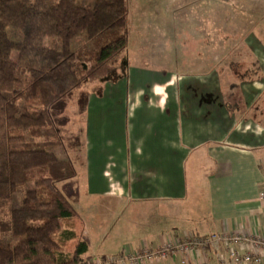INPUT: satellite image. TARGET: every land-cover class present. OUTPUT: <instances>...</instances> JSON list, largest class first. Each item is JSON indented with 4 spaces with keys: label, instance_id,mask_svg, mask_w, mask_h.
I'll use <instances>...</instances> for the list:
<instances>
[{
    "label": "crops",
    "instance_id": "1",
    "mask_svg": "<svg viewBox=\"0 0 264 264\" xmlns=\"http://www.w3.org/2000/svg\"><path fill=\"white\" fill-rule=\"evenodd\" d=\"M257 44L260 48L243 45V53L254 60L240 65L244 70L257 68L260 73L238 82L230 70V65L238 62L226 66L234 78L229 84H239L235 101L240 103L232 111L228 96H221L223 83L218 70L222 67L211 68L210 50L200 53L204 59L177 72L125 61L115 81L105 83L100 92L91 89L83 124V174L89 202L83 206L70 203L76 216L63 226L87 244L86 264L153 250L167 237L182 240L186 233L196 237L262 235L264 205L259 193L264 189V125L255 111L264 108V66L257 56L264 49ZM191 161L199 172L196 177L202 191L189 201L193 216L188 225H165L163 216H158L161 222L156 219L159 224L146 231L147 239L124 243L119 251L100 245L105 232L97 230L109 228V219L122 204L186 203L192 189L187 179ZM95 234L103 238L96 239ZM75 245L76 240L68 242L65 252L70 253ZM233 246L241 255L252 251L248 246ZM145 264L233 263L221 245L217 250L197 252L186 263L175 255ZM260 264H264V257Z\"/></svg>",
    "mask_w": 264,
    "mask_h": 264
},
{
    "label": "trees",
    "instance_id": "2",
    "mask_svg": "<svg viewBox=\"0 0 264 264\" xmlns=\"http://www.w3.org/2000/svg\"><path fill=\"white\" fill-rule=\"evenodd\" d=\"M86 2L0 0V264H86L87 244L62 225L76 212L58 185L76 163L56 109L119 77L129 24L127 0ZM241 67L230 65L238 82L260 73Z\"/></svg>",
    "mask_w": 264,
    "mask_h": 264
},
{
    "label": "rangeland",
    "instance_id": "3",
    "mask_svg": "<svg viewBox=\"0 0 264 264\" xmlns=\"http://www.w3.org/2000/svg\"><path fill=\"white\" fill-rule=\"evenodd\" d=\"M129 7L128 47L125 61L135 66H146L151 69L177 72L190 68L193 61L204 59L202 52H208L211 68L221 75V96H228V106L235 101L237 90L230 91L229 83H234L226 68L229 62L250 63L253 56L243 53V45L254 44L264 49V0H127ZM80 5L86 6V0ZM252 36V37H248ZM246 38V42L242 38ZM253 45V46H254ZM262 51V50H261ZM201 53V55H200ZM247 55V56H246ZM259 64L264 66V53L257 54ZM256 58V57H254ZM123 64V63H122ZM122 67V66H121ZM264 70V68H263ZM120 74V73H119ZM116 77L109 78L105 83L113 82ZM103 83L92 84L71 96L64 104L57 107L62 121L70 130L66 142L68 156L76 163V176L70 181L58 185L60 191L70 203L79 206L87 205L86 182L84 180V141L83 124L87 119V97L91 89L100 92ZM100 88V89H99ZM102 90V89H101ZM263 99V98H262ZM257 120L264 125V108L255 111ZM187 179L192 189L186 203H173L161 206L157 202H129L122 204L119 212L109 220L105 232V240L100 245L109 250H121L124 243H135L139 239H147L146 231L153 230L161 222L165 225L177 223L178 226L188 225L190 214L189 201L201 194L202 184L197 180V168L192 161L187 167ZM190 188V187H189ZM168 211H166V210ZM166 211L165 213L163 211ZM68 221H63L62 225ZM180 229V228H179ZM94 238V236H92ZM103 238L102 235H99ZM96 239H100L96 237ZM98 242V241H97ZM118 250V251H119Z\"/></svg>",
    "mask_w": 264,
    "mask_h": 264
},
{
    "label": "built area",
    "instance_id": "4",
    "mask_svg": "<svg viewBox=\"0 0 264 264\" xmlns=\"http://www.w3.org/2000/svg\"><path fill=\"white\" fill-rule=\"evenodd\" d=\"M259 201L264 205V189L259 193ZM221 245L225 248L227 259L233 264H260L264 257V232L262 235L213 234L205 237L186 233L182 240L167 237L158 248L153 250L144 249L139 252L124 253L112 258L95 260L92 264L158 263L175 255L182 256L183 262L186 263L197 252L204 251L206 248L217 250ZM233 245L248 246L252 251L241 255Z\"/></svg>",
    "mask_w": 264,
    "mask_h": 264
}]
</instances>
